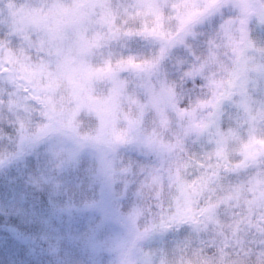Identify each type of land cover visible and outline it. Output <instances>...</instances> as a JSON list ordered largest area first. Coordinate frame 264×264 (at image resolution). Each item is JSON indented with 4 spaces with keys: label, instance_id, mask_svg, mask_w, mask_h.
<instances>
[{
    "label": "clouds",
    "instance_id": "clouds-1",
    "mask_svg": "<svg viewBox=\"0 0 264 264\" xmlns=\"http://www.w3.org/2000/svg\"><path fill=\"white\" fill-rule=\"evenodd\" d=\"M0 264H264V0H0Z\"/></svg>",
    "mask_w": 264,
    "mask_h": 264
}]
</instances>
